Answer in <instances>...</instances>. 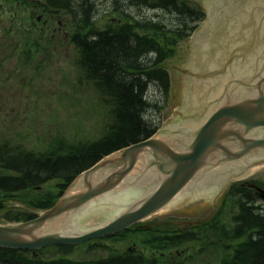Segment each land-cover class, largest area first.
Listing matches in <instances>:
<instances>
[{
  "label": "water",
  "instance_id": "1",
  "mask_svg": "<svg viewBox=\"0 0 264 264\" xmlns=\"http://www.w3.org/2000/svg\"><path fill=\"white\" fill-rule=\"evenodd\" d=\"M195 1L202 8L205 0ZM206 9L209 22L195 39L197 65L191 87L186 72L192 69L194 48L189 40L184 41L188 49L183 48L180 56L161 65L169 75L171 92L158 132L174 130L171 139H181L173 144L168 133H164L161 139L169 141L153 138L103 159L80 175L65 195L36 219L0 225V248L35 251L81 244L125 230L169 202L157 215L131 229L173 232L213 219L227 186L245 179L253 169L259 167L248 179L264 183V0H219L212 9ZM182 113L195 115L192 124L190 118H181ZM184 128L191 129L184 133ZM150 155L152 160L144 171L155 166L161 175L154 191L103 226L81 233L66 231V226H75L73 223L82 230L114 217L116 204L108 212L107 206H100L99 196L131 178L130 188L139 190L141 185L145 186L146 180L137 171L132 177L127 175L135 169L139 157ZM140 165L137 167L141 169ZM96 174L99 179L94 181ZM194 176L196 181L202 178L204 186L211 181V185H220L221 191H225L215 196V191L202 192L198 188L193 195L184 190L175 198L186 185L196 182L191 181ZM121 189L105 195L103 200L108 197L117 202L126 193L117 194ZM255 189L264 195V190ZM113 194L117 195L110 197ZM90 203L99 213L83 219L87 212H92Z\"/></svg>",
  "mask_w": 264,
  "mask_h": 264
},
{
  "label": "trees",
  "instance_id": "2",
  "mask_svg": "<svg viewBox=\"0 0 264 264\" xmlns=\"http://www.w3.org/2000/svg\"><path fill=\"white\" fill-rule=\"evenodd\" d=\"M35 1L40 2L41 14H63L68 20L70 41L79 56L77 66L85 80L107 99L106 103L111 106L109 114L115 125L110 127L104 139L92 144L81 143L66 148L55 137L47 144L48 150L43 154L10 150L7 144H3L0 146V168L13 175H0V197L2 194L17 195L26 187L51 180L61 182L57 188H60L58 194L61 195L69 182L103 157L149 138L156 127L147 114L150 108L148 87L160 83L165 90L168 88L167 75L158 68L159 65L174 55L173 46L188 38L204 17L199 8L189 7L190 3L181 0H111L109 9L112 14L118 15L120 23L108 24L104 30H98L95 26L97 0ZM143 7L165 11L176 18V23L165 28L160 22L135 20L129 11ZM141 31L146 35H141ZM152 55L154 59L151 60L149 56ZM251 183L264 187L263 183ZM243 184H233L226 192L225 202L236 209L232 214H219L184 231L173 229V233L153 227L151 231L142 230V244L154 256L115 255L88 264H195L194 254H206L208 250L213 251L208 256L216 253L218 257L207 264H264V211L255 204L254 192ZM34 197H39L35 199V204H44L42 209L56 201L48 193ZM40 197L46 199L42 201ZM26 203L31 204L29 197ZM32 217L14 216L6 221L20 222ZM227 218L231 227L225 223ZM128 232L133 233L128 230L123 234ZM120 237H123L122 234ZM187 245L194 246L196 250H181ZM170 248L175 250L173 260L158 256ZM177 251L180 257L176 256ZM29 255L32 254L26 251L0 248V264H79L60 255L49 261L41 259L39 253L32 257Z\"/></svg>",
  "mask_w": 264,
  "mask_h": 264
},
{
  "label": "rangeland",
  "instance_id": "3",
  "mask_svg": "<svg viewBox=\"0 0 264 264\" xmlns=\"http://www.w3.org/2000/svg\"><path fill=\"white\" fill-rule=\"evenodd\" d=\"M110 2L111 0L96 1L95 26L98 30H104L108 22L114 24V19L117 18L110 13ZM132 11L135 13V9ZM41 13L40 2L35 0H0V145L9 142L10 147L19 146L22 150H30L32 153H43L48 150L47 144L55 137H58V142H62L66 148L81 143H96L104 139L110 132V127L115 125L109 114L111 106L106 103V98L100 96L93 84L85 80L78 68L79 56L70 41L68 20L63 14L47 16ZM137 17L141 21L153 20L168 26L176 23L173 15L162 11L143 9ZM183 48L180 46L174 57L180 56ZM174 57L166 62L170 63ZM168 82L166 90L160 83L151 84L147 90L149 103L153 104L147 114L151 118V124L158 126L157 130L162 126V110L166 108L171 92L169 75ZM0 174L6 173L0 170ZM58 183L61 182L51 180L39 186L40 190L37 191L48 193V196L51 195L56 200L61 191L60 188L57 189ZM69 184L70 182L62 192L68 189ZM35 187H26L17 195H1L0 225L7 222L9 217L34 216L42 210L44 204L37 205L34 202L39 198L34 196H42L33 190ZM27 194L30 205L26 203L28 197L24 196ZM225 195L216 215L225 216L236 211L225 202ZM40 198L42 201L46 199ZM254 199L255 204L264 210V200L259 196H254ZM225 223L231 227L229 218ZM142 230L130 229L133 233L122 234L123 237L117 239L94 240L71 246L66 249L69 251L63 258L74 263L88 264L115 255L154 256L151 250L142 244ZM182 248H186L181 249L186 252L196 250L192 245ZM60 251L63 250H43L40 258L44 261L52 260L56 257L55 253ZM174 253L175 250L170 248L158 256L161 259L173 260ZM209 253L213 251L208 250L206 254L199 252L197 256L194 254L195 264L214 262L218 255L215 253L208 256ZM176 256L180 257L179 252Z\"/></svg>",
  "mask_w": 264,
  "mask_h": 264
},
{
  "label": "bare ground",
  "instance_id": "4",
  "mask_svg": "<svg viewBox=\"0 0 264 264\" xmlns=\"http://www.w3.org/2000/svg\"><path fill=\"white\" fill-rule=\"evenodd\" d=\"M117 104H118V106H119V101L117 102ZM153 107V104L152 103H150V108H152ZM12 224H17V223H15V222H9V221H7V222H5L4 224H2V225H12ZM32 254H34V251H30ZM6 264V263H5Z\"/></svg>",
  "mask_w": 264,
  "mask_h": 264
}]
</instances>
